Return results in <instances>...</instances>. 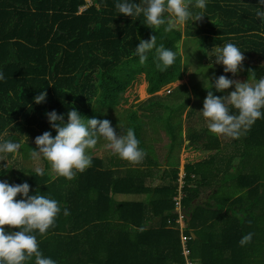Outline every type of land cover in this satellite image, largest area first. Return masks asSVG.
I'll return each mask as SVG.
<instances>
[{
	"label": "trees",
	"instance_id": "trees-1",
	"mask_svg": "<svg viewBox=\"0 0 264 264\" xmlns=\"http://www.w3.org/2000/svg\"><path fill=\"white\" fill-rule=\"evenodd\" d=\"M90 1L79 12L84 0H0V71L4 74L0 80V138L21 142L20 154L27 167L19 168L13 180L8 178L10 169L2 170L0 180L27 182L29 195L49 196L61 207L54 227L46 235H37L39 250L57 264H264V119L257 120L240 139H232L230 150L221 148L207 127L198 133L188 128V145L214 152L186 163L179 176L178 161L171 159L172 148L176 146L178 154L182 145L169 119L174 110L171 101L153 96L182 77L180 30L153 32L142 15H119L116 0ZM256 7H261L258 0H207L205 17L188 21L183 33L197 39L202 59L215 46L235 44L243 52L244 80L253 75L259 79L264 76V24L255 17ZM152 35H156V46L177 53L174 64L164 71L155 66V49L143 65L133 54L138 38L147 41ZM222 74L232 76L222 68L214 76ZM139 75L144 76L151 95L140 107L150 117L153 108L162 114L158 118L169 138L163 159L167 169L157 168L136 112H115ZM42 90L46 99L37 105L33 98ZM209 91L222 96L214 88ZM201 92L207 95V90ZM73 107L86 119L109 120L118 135L131 127L144 159L133 164L111 152L105 160L92 154L91 166L71 180L51 178L43 160L45 174L36 175L28 166L31 148L36 147L34 139L45 131L56 134L46 113L55 110L66 122ZM103 142L101 138L95 148ZM155 179L160 184L152 186ZM178 194L177 206L174 198ZM119 195L143 198L125 200ZM65 207L67 216L63 215ZM178 211L183 214L181 230ZM180 232L189 237L187 255L182 251ZM249 232L251 242L240 246L238 241ZM25 264H34V260Z\"/></svg>",
	"mask_w": 264,
	"mask_h": 264
},
{
	"label": "clouds",
	"instance_id": "clouds-1",
	"mask_svg": "<svg viewBox=\"0 0 264 264\" xmlns=\"http://www.w3.org/2000/svg\"><path fill=\"white\" fill-rule=\"evenodd\" d=\"M258 4L261 7H256L255 17L264 24V0H258ZM190 5L198 11L190 10ZM206 6L207 0H139V3L116 0L115 3L119 15L131 18L142 15L145 26L153 32L162 28L165 33L188 21H199L205 17ZM138 41L133 54L141 65L148 60L153 49L156 68L164 71L174 64L177 53L170 48L156 46V35L147 41L139 38ZM210 53L214 57L213 63L222 66L223 73L235 76L242 69L243 52L235 44L229 42L215 46ZM3 79L4 74L0 71V80ZM209 84L210 87L205 89L214 87L216 92L233 89L222 96L208 91L203 100L199 113L211 134L235 139L247 132L257 120L264 119V76L257 79L253 75L241 82L222 74ZM33 99L35 104H41L46 99V92L40 91ZM230 108L235 111H230ZM46 118L56 134L53 136L50 131H45L34 139L36 147L31 148L30 158L35 162L33 171L38 176L45 174L44 168L39 166V162L44 160L50 174L73 179L77 172L82 173L91 166L90 150L101 138L106 141L104 147L121 160L136 164L144 159L145 152L138 146L140 142L131 127L118 135L109 120L86 119L74 107L67 112L66 122L65 116L58 115L55 110L46 113ZM20 149L19 141L9 139L0 142V153L15 156L20 154ZM8 169L6 163L4 171ZM29 191L27 182L9 184L0 180V264H25L30 260H34V264H57L56 260L44 256L39 250L37 235H46L54 227L61 207L57 200L37 192L29 195ZM17 195L21 198L14 199ZM63 215H69L67 207L63 208ZM4 226H8V230ZM252 235L251 232L243 235L239 245L243 247L250 243Z\"/></svg>",
	"mask_w": 264,
	"mask_h": 264
},
{
	"label": "rangeland",
	"instance_id": "rangeland-1",
	"mask_svg": "<svg viewBox=\"0 0 264 264\" xmlns=\"http://www.w3.org/2000/svg\"><path fill=\"white\" fill-rule=\"evenodd\" d=\"M81 8V7H79ZM80 11V9H79ZM182 35L181 41L179 43L178 52L181 55V61H182V77L180 80L175 81L174 83L168 84L164 87H162L159 91L154 93V96L156 99H162L166 102L171 101L172 109L174 110V113L170 116L169 119H171V122L175 125V128H172L173 135L179 140L182 138V145L181 148L177 154V147L175 146L172 148L171 151V159L178 161V174L179 176L183 174V168L186 163H193L199 160H203L207 158L210 154H212L214 151H206L198 148H193L190 145H188V141L185 137L186 130L189 128L191 131H195L198 133L203 132V129L206 128V122L202 115L199 113V111L202 109L203 106V100L206 95H204L201 92V89L207 90V92L210 89H205L210 87V83H214L215 80V74L216 71L220 68H222L221 65L214 64V57H212V54L209 52L208 55L202 59L204 56L203 54L198 53V49L202 52L201 47H196L197 39L192 37L185 36V33H183L186 28L185 24L177 27ZM225 43H223L220 46H223ZM185 55H189L188 58L185 57ZM230 79L233 80H239L241 82L245 81L242 77L241 70L237 73L235 76H231ZM147 84L145 82L144 76L139 75L135 79V81L132 82V84L127 87V89L124 92V101L121 102L116 107V113L123 114L124 110H133L136 112V115L138 117V126L141 129V133L146 137L147 144H149L148 149L152 151V153L155 155L154 159L156 158V161L160 167L157 166V168L160 169H167L164 165L163 159L166 156V150L169 147V138L166 132L162 129L163 125L161 120L158 118V114L162 116L159 109L153 108L154 115L153 117H150V114L148 111L141 108V105H144L146 101L151 97L150 94L146 91ZM214 88V87H213ZM215 90V88H214ZM233 89L230 87L229 89L225 90L224 92H221L222 95H227L228 92L232 91ZM216 91V90H215ZM221 96V94H220ZM187 99V101H186ZM164 103L163 101H161ZM165 102V103H166ZM166 117V115H165ZM164 117V118H165ZM152 123V124H151ZM180 123V128L179 124ZM164 124V123H163ZM153 125V126H152ZM156 127H159L156 129ZM10 133V132H9ZM7 133L6 135H8ZM217 140L220 144V147H229L227 150H230L232 139L224 136H216ZM241 138V135L238 137V139ZM4 139L0 138V142H3ZM103 142L98 148H95V151L91 155L101 156L103 160H105L108 152L110 153V150L106 149L104 147ZM21 151V149H20ZM226 152H224L225 154ZM168 162L167 166H169L172 161L169 157V154L167 156ZM178 157V159H177ZM0 171L4 170V166L8 165L10 170H8V178L9 180H13L14 175H16L19 171V168H27L24 166V159L22 158V154L13 156L12 154H3L0 153ZM236 158L234 161H237ZM31 164L28 163V166H32L33 169L35 166V162L30 158ZM39 166L44 167V161L41 160L39 162ZM48 172L50 174V170L48 169ZM51 178L55 177L54 174H50ZM160 181L155 179L152 181V186L159 185ZM125 200H140L143 198L142 196L138 195H119Z\"/></svg>",
	"mask_w": 264,
	"mask_h": 264
},
{
	"label": "built area",
	"instance_id": "built-area-1",
	"mask_svg": "<svg viewBox=\"0 0 264 264\" xmlns=\"http://www.w3.org/2000/svg\"><path fill=\"white\" fill-rule=\"evenodd\" d=\"M85 1V5L82 6L81 8H79L80 10L84 9L85 7H87L88 5L91 4L90 0H84ZM181 176V175H180ZM182 182L179 181V186H181ZM180 199V195L178 194L177 197L174 198V200L176 201V204L178 206V200ZM180 216L179 219L177 220L180 230L183 229L184 225H183V221H182V212L178 211ZM188 236H185L182 232H180V241H181V245H182V251L184 255H187V249H186V241L188 240Z\"/></svg>",
	"mask_w": 264,
	"mask_h": 264
}]
</instances>
